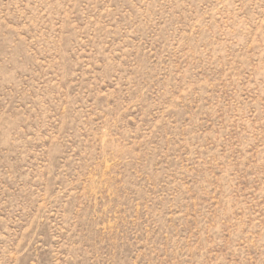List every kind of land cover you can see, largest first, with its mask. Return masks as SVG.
Wrapping results in <instances>:
<instances>
[{
    "label": "rangeland",
    "instance_id": "374dc122",
    "mask_svg": "<svg viewBox=\"0 0 264 264\" xmlns=\"http://www.w3.org/2000/svg\"><path fill=\"white\" fill-rule=\"evenodd\" d=\"M0 264H264V0H0Z\"/></svg>",
    "mask_w": 264,
    "mask_h": 264
}]
</instances>
